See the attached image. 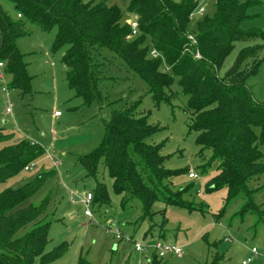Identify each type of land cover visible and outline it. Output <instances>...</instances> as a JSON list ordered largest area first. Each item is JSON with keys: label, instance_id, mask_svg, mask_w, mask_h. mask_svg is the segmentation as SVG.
Returning <instances> with one entry per match:
<instances>
[{"label": "trees", "instance_id": "trees-1", "mask_svg": "<svg viewBox=\"0 0 264 264\" xmlns=\"http://www.w3.org/2000/svg\"><path fill=\"white\" fill-rule=\"evenodd\" d=\"M9 1L13 2L17 19L0 4V63L3 73L11 77L10 87L23 93L30 89L24 54L14 42L28 32L27 23L44 31L56 28L53 48H64L66 80L86 104L107 102L108 96L101 90L106 65L97 60L106 58L105 51L117 55L128 70L144 80L156 106L176 96L171 87L177 77L182 93L188 96L190 128L198 133L200 151H211L207 164L218 162V172L209 179L206 190L226 188V203L241 194L249 196L248 181L264 172L260 149L264 145V103L252 97L247 85L249 76L257 71L256 55L261 46H245L223 75L219 71L236 41L262 35L241 27L248 18V7L258 0H216L214 13L197 22L195 33H191L189 25L197 1L129 0L127 11L135 16L138 25L134 36L130 24L122 21L121 9L106 0ZM196 52L199 58L194 56ZM137 105L111 109L104 120L100 145L80 156L87 175L96 177L102 161L123 201H141V219L152 218L155 201L197 209L183 198L191 185L174 189L169 180L185 171L189 178H195L189 176L192 170L164 166L162 143L148 140L160 126L150 122L148 114L138 112ZM13 139L14 135L0 126V184L27 170L45 151L28 138ZM53 175L52 170L41 172L19 187L0 191V264H49L61 256L60 246L44 251L49 238L46 212L51 195L37 204L20 207ZM92 195V204H107L110 200L102 181L96 182ZM250 212L251 204L244 203L238 214L243 217ZM148 247L155 250L153 245ZM159 258L163 257L156 252L150 264H160ZM76 264L96 263L79 257Z\"/></svg>", "mask_w": 264, "mask_h": 264}, {"label": "rangeland", "instance_id": "rangeland-1", "mask_svg": "<svg viewBox=\"0 0 264 264\" xmlns=\"http://www.w3.org/2000/svg\"><path fill=\"white\" fill-rule=\"evenodd\" d=\"M106 1L121 9L124 23L135 19L127 11L129 0ZM194 1L197 8L191 16V33L197 31V22L203 16L214 13L216 2ZM0 4L17 19L13 2L0 0ZM199 7L203 12H198ZM247 15L241 27L262 35L236 41L219 74L223 75L232 66L242 48L261 46L256 55L257 71L249 76L247 85L252 97L264 103V0L248 7ZM27 29L14 42L24 54L31 78L30 89L23 93L19 88L10 87V75L0 70L4 74V80L0 79V126L14 135L13 141L28 138L45 151L29 169L2 182L0 191L19 187L41 172L54 171L34 196L20 204V207L37 204L51 195L46 212L50 220L49 238L44 251L60 246L63 252L49 264H76L79 257L96 264H149L156 252L148 246L156 240L180 248L179 254L169 253L159 258L160 264H242L249 256L248 264H264V172L248 181L249 196L241 194L228 203L226 188L206 190L209 179L218 172V162L207 164L211 151H200L201 146L196 142L198 133L190 128L188 96L182 93L177 77L171 87L176 96L169 103L156 106L144 80L128 70L117 55L105 51L106 58L97 60L106 65L101 90L108 96L107 102L99 105L95 100L86 104L66 80L64 48H53L56 28L44 31L38 25L27 23ZM131 103H137V111L148 114L149 121L160 126L148 140L162 143L161 153L166 156L164 166L197 173L195 178H189L185 171L169 179L174 189L191 185L183 198L197 205V209L155 201L152 218L141 219V201H123L102 161L96 177L87 175L80 156L100 145L105 132L104 120L111 109ZM7 107L11 112H7ZM55 111L61 116L55 117ZM260 149L264 154V145ZM97 181L106 184L110 200L107 204L93 203L90 207L93 217L88 218L81 199L87 192L93 194ZM244 203L251 204L253 212L241 217L238 212ZM135 243L146 248L138 251ZM254 247L259 253L252 255Z\"/></svg>", "mask_w": 264, "mask_h": 264}, {"label": "built area", "instance_id": "built-area-1", "mask_svg": "<svg viewBox=\"0 0 264 264\" xmlns=\"http://www.w3.org/2000/svg\"><path fill=\"white\" fill-rule=\"evenodd\" d=\"M203 8L202 7H199L198 8V12H203ZM132 28V33H131V36H134L137 34V21L136 19L134 20H131L130 22H128ZM189 38L195 42V39L192 35L189 36ZM151 54L153 56H157V52L156 51H152ZM195 57L199 58L200 57V54L198 52H196L194 54ZM3 68V63H0V70ZM0 79L4 80V74L0 71ZM7 112H11V108L10 107H7ZM54 114L57 116V115H60V112L59 111H55ZM31 167V165L27 166L26 169H29ZM190 177H196V173H194L193 171L190 172L189 174ZM92 199H93V195L92 193L90 192H87L85 193L83 196H82V202L84 204V213L86 216H88V218H92L93 217V213L90 209L91 205H92ZM92 221V220H90ZM110 231V229H109ZM116 235L117 237L120 236L119 232L116 230ZM146 247V246H145ZM145 247H143V245L139 244V243H135V249L138 250V251H141L143 250ZM153 247L155 248V251L157 252L158 256L159 257H164L166 254H179L180 253V248L178 247H175L173 245H169V244H166V243H162V242H159L157 241L155 244H153ZM258 250L257 248H252L251 249V254L254 255V254H258ZM262 253L264 254V250L262 251ZM251 260V256L247 257V259H244L242 261V264H248V262Z\"/></svg>", "mask_w": 264, "mask_h": 264}, {"label": "crops", "instance_id": "crops-1", "mask_svg": "<svg viewBox=\"0 0 264 264\" xmlns=\"http://www.w3.org/2000/svg\"><path fill=\"white\" fill-rule=\"evenodd\" d=\"M135 19H136V18H135ZM64 68H65V67H64ZM10 78H11V77H10ZM54 116H55V117H59V116H61V113H60V115H57V116L54 114ZM149 264H150V261H149Z\"/></svg>", "mask_w": 264, "mask_h": 264}]
</instances>
